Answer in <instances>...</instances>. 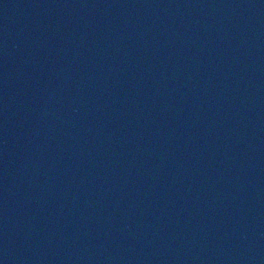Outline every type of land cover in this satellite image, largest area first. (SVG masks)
Instances as JSON below:
<instances>
[{"label": "water", "instance_id": "obj_1", "mask_svg": "<svg viewBox=\"0 0 264 264\" xmlns=\"http://www.w3.org/2000/svg\"><path fill=\"white\" fill-rule=\"evenodd\" d=\"M0 264H264V0H0Z\"/></svg>", "mask_w": 264, "mask_h": 264}]
</instances>
